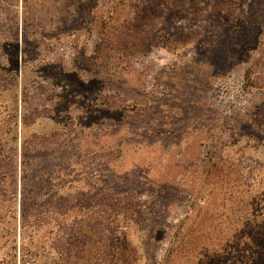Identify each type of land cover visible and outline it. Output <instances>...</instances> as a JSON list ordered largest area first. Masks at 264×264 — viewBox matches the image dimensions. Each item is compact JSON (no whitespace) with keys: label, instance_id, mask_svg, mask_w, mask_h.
Here are the masks:
<instances>
[{"label":"rangeland","instance_id":"1","mask_svg":"<svg viewBox=\"0 0 264 264\" xmlns=\"http://www.w3.org/2000/svg\"><path fill=\"white\" fill-rule=\"evenodd\" d=\"M243 3L0 0V256L88 238L86 264H159L180 222H230L226 252L264 225V0Z\"/></svg>","mask_w":264,"mask_h":264},{"label":"trees","instance_id":"2","mask_svg":"<svg viewBox=\"0 0 264 264\" xmlns=\"http://www.w3.org/2000/svg\"><path fill=\"white\" fill-rule=\"evenodd\" d=\"M247 1L249 0H245L240 10L241 18H246V10L248 8ZM146 9L145 7V10ZM14 117L17 121V115ZM14 124L16 125V122ZM155 186L158 187L159 185L156 184ZM21 198L25 200L23 194ZM12 212L11 209L10 216ZM246 214H248V211ZM248 215V219H251L246 226L244 224V229H246L245 231L248 233L247 237L242 243H232L234 247L233 249H229L228 252H226L224 247H220V245L232 242V239L225 240V236H223L225 232H227L226 229L229 228L230 222L224 224V221H220L214 224L206 223V221H200L198 219L197 221H192V228H190L191 225L189 228H185L182 222H180V224L176 225V227L171 230L168 246L164 249L159 264H167L176 256L180 257L179 264L181 262L183 264H264V225L262 223L255 224V222H257L256 219L260 217L261 214L251 210ZM25 217L26 211L24 203L22 202L20 207V231H23L26 227L24 221ZM13 218L16 219V216L13 215ZM204 223H206V225H204ZM14 228H16V224L13 225L12 223V225H8L4 229L13 235ZM72 228L73 226L70 227V229ZM4 229L0 230V239L2 237L1 232ZM217 237H221L222 241H216ZM113 239L112 237L111 241ZM15 241V239L11 238V242H13L10 247L11 249L6 251V255L0 256V264H39L36 261V255L31 258L28 251H22L19 255L16 250ZM125 241L126 240L123 239L119 242L124 244ZM71 242L70 240V246L73 245ZM91 242V239H82L74 246L77 250L76 256L71 257L69 255V257L64 259V255L58 253V255L47 260V264H86L88 258L84 254H81V252L87 249ZM68 243L69 242H66L67 245ZM124 246L125 245L122 247Z\"/></svg>","mask_w":264,"mask_h":264}]
</instances>
